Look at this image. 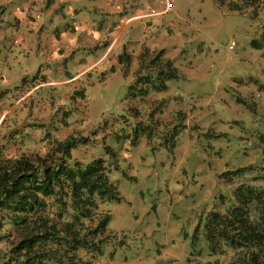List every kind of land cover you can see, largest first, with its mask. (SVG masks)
<instances>
[{
  "label": "rangeland",
  "instance_id": "rangeland-1",
  "mask_svg": "<svg viewBox=\"0 0 264 264\" xmlns=\"http://www.w3.org/2000/svg\"><path fill=\"white\" fill-rule=\"evenodd\" d=\"M70 137L72 159L116 166L106 264L233 261L204 230L264 172V0H0V154Z\"/></svg>",
  "mask_w": 264,
  "mask_h": 264
},
{
  "label": "trees",
  "instance_id": "trees-1",
  "mask_svg": "<svg viewBox=\"0 0 264 264\" xmlns=\"http://www.w3.org/2000/svg\"><path fill=\"white\" fill-rule=\"evenodd\" d=\"M234 5L230 11H246ZM162 57L159 51L146 68L151 65L155 73L158 85L153 87L164 90L177 74L170 60L160 62ZM75 147L70 137L56 141L43 156L0 154V264H106V246L115 236L108 230L105 207L120 201L112 181L116 166L101 158L84 165L72 159ZM261 173L246 179L252 185L236 187L229 207L208 214L204 237L209 256L228 249L234 253L228 264H264V185H257L264 182ZM244 174L254 172L243 168L221 178L230 185Z\"/></svg>",
  "mask_w": 264,
  "mask_h": 264
},
{
  "label": "crops",
  "instance_id": "crops-1",
  "mask_svg": "<svg viewBox=\"0 0 264 264\" xmlns=\"http://www.w3.org/2000/svg\"><path fill=\"white\" fill-rule=\"evenodd\" d=\"M179 111H176V113H178ZM228 185V184H227Z\"/></svg>",
  "mask_w": 264,
  "mask_h": 264
}]
</instances>
